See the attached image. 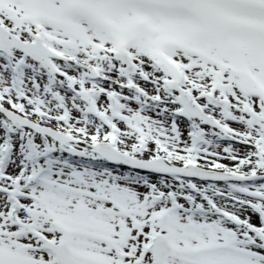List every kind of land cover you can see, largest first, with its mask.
Listing matches in <instances>:
<instances>
[{
    "label": "snow or ice",
    "instance_id": "snow-or-ice-1",
    "mask_svg": "<svg viewBox=\"0 0 264 264\" xmlns=\"http://www.w3.org/2000/svg\"><path fill=\"white\" fill-rule=\"evenodd\" d=\"M0 264H264V0H0Z\"/></svg>",
    "mask_w": 264,
    "mask_h": 264
}]
</instances>
